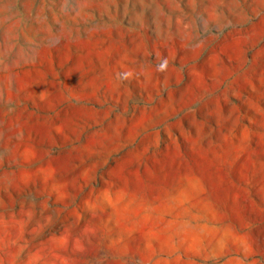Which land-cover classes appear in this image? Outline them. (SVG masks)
I'll return each instance as SVG.
<instances>
[{"label":"rangeland","instance_id":"obj_1","mask_svg":"<svg viewBox=\"0 0 264 264\" xmlns=\"http://www.w3.org/2000/svg\"><path fill=\"white\" fill-rule=\"evenodd\" d=\"M0 264H264V0H0Z\"/></svg>","mask_w":264,"mask_h":264}]
</instances>
